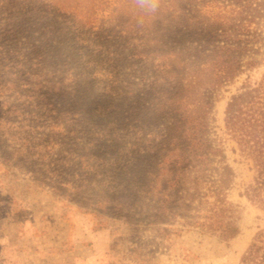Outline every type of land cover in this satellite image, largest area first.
Listing matches in <instances>:
<instances>
[{
	"label": "trees",
	"instance_id": "trees-1",
	"mask_svg": "<svg viewBox=\"0 0 264 264\" xmlns=\"http://www.w3.org/2000/svg\"><path fill=\"white\" fill-rule=\"evenodd\" d=\"M119 34L112 40L136 62H108L117 75L107 68L106 90L83 65L69 85L36 82L25 105L0 110V122L8 111L20 116L41 183L83 210L159 237L193 228L228 241L238 233L228 198L235 173L208 138L209 114L213 93L255 66L242 59L252 43L264 53V0H160L145 27ZM223 124L252 171L242 195L264 214V72L230 95ZM239 264H264V225Z\"/></svg>",
	"mask_w": 264,
	"mask_h": 264
},
{
	"label": "rangeland",
	"instance_id": "rangeland-1",
	"mask_svg": "<svg viewBox=\"0 0 264 264\" xmlns=\"http://www.w3.org/2000/svg\"><path fill=\"white\" fill-rule=\"evenodd\" d=\"M149 16L138 15L133 0H0V110L25 105V94L36 82L71 84L83 65L106 90L107 72L112 71L110 78L117 75L108 62H136L129 48L122 49L112 37L145 27ZM71 22L83 33L80 41L68 34L74 31ZM242 59L256 64L213 93L208 130L235 173L228 190L238 211L233 238L223 241L193 228L159 237L83 210L41 183L47 178L37 171L35 155L23 152L16 127L20 116L8 111L0 122V264H239L240 254L264 225V214L242 195L252 171L224 128L223 111L245 79L256 80L264 72L262 44L253 42ZM134 72L129 81L137 80Z\"/></svg>",
	"mask_w": 264,
	"mask_h": 264
},
{
	"label": "clouds",
	"instance_id": "clouds-1",
	"mask_svg": "<svg viewBox=\"0 0 264 264\" xmlns=\"http://www.w3.org/2000/svg\"><path fill=\"white\" fill-rule=\"evenodd\" d=\"M136 12L140 16H147L158 11L160 0H133Z\"/></svg>",
	"mask_w": 264,
	"mask_h": 264
}]
</instances>
